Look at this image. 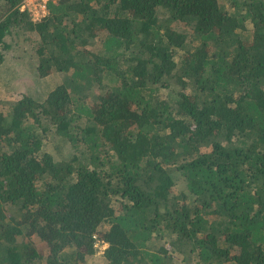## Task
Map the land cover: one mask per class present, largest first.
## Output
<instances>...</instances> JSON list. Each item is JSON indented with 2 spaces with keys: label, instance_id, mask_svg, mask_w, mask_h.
I'll return each instance as SVG.
<instances>
[{
  "label": "trees",
  "instance_id": "obj_1",
  "mask_svg": "<svg viewBox=\"0 0 264 264\" xmlns=\"http://www.w3.org/2000/svg\"><path fill=\"white\" fill-rule=\"evenodd\" d=\"M22 7L0 76L63 79L0 111V264H264V0Z\"/></svg>",
  "mask_w": 264,
  "mask_h": 264
},
{
  "label": "rangeland",
  "instance_id": "obj_2",
  "mask_svg": "<svg viewBox=\"0 0 264 264\" xmlns=\"http://www.w3.org/2000/svg\"><path fill=\"white\" fill-rule=\"evenodd\" d=\"M47 1L48 0H23L22 9L28 10L29 13L31 14V20L33 22H36L39 19H41L44 15H46L45 4L47 3ZM29 59L26 58V61L22 60V58L16 60L14 59L12 66L16 68L17 64H20L26 70L25 73L21 74V75L24 74V82L20 84L22 88V92L24 93L22 95L24 96L26 94V96H29L34 100L42 101L49 91L53 90L55 86L59 85L62 82L63 76L60 74L57 75L52 73L48 75L46 78H40L38 76L33 77L37 75L36 72H35L36 75H33L35 71V64L33 61H31V59L30 60ZM8 74L9 73H6L0 76V111L4 109L3 106L5 102H13L22 96L21 91L17 90V88L9 89V87L13 84L16 75H14L13 72L11 75ZM15 80L18 79L15 78ZM58 143L59 141L54 140L49 143L46 142L45 145L47 146V149L50 153L53 152V154H55L54 147ZM64 152L69 153L70 152L69 147H66ZM64 152L61 155H63ZM101 242L102 239L99 240L98 238L95 241V245H98V243ZM101 255L102 252H97L96 257H99ZM97 264H104V260H102L101 258L98 259Z\"/></svg>",
  "mask_w": 264,
  "mask_h": 264
},
{
  "label": "clouds",
  "instance_id": "obj_3",
  "mask_svg": "<svg viewBox=\"0 0 264 264\" xmlns=\"http://www.w3.org/2000/svg\"><path fill=\"white\" fill-rule=\"evenodd\" d=\"M48 1H49V0H48ZM102 242H103V241H102ZM102 242H101V243H98V245H99V244L101 245V244H102ZM96 246H97V245H96ZM104 264H105V262H104Z\"/></svg>",
  "mask_w": 264,
  "mask_h": 264
}]
</instances>
